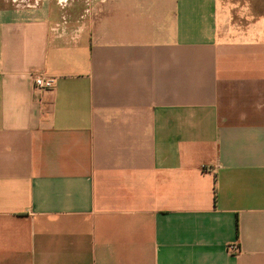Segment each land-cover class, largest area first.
<instances>
[{
  "label": "crops",
  "instance_id": "crops-1",
  "mask_svg": "<svg viewBox=\"0 0 264 264\" xmlns=\"http://www.w3.org/2000/svg\"><path fill=\"white\" fill-rule=\"evenodd\" d=\"M230 19L0 0V264H264V14Z\"/></svg>",
  "mask_w": 264,
  "mask_h": 264
},
{
  "label": "rangeland",
  "instance_id": "rangeland-1",
  "mask_svg": "<svg viewBox=\"0 0 264 264\" xmlns=\"http://www.w3.org/2000/svg\"><path fill=\"white\" fill-rule=\"evenodd\" d=\"M10 1L14 0H6V2ZM17 1L28 2L30 0ZM220 3L230 14V26L232 27H242L250 17L264 14V0H220Z\"/></svg>",
  "mask_w": 264,
  "mask_h": 264
},
{
  "label": "built area",
  "instance_id": "built-area-1",
  "mask_svg": "<svg viewBox=\"0 0 264 264\" xmlns=\"http://www.w3.org/2000/svg\"><path fill=\"white\" fill-rule=\"evenodd\" d=\"M34 90L39 95L44 92L52 91L55 87V79L44 74H35L33 77Z\"/></svg>",
  "mask_w": 264,
  "mask_h": 264
}]
</instances>
